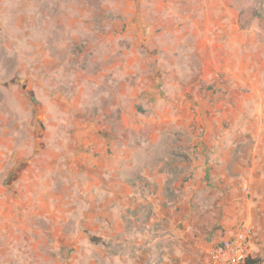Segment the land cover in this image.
I'll return each mask as SVG.
<instances>
[{"label": "crops", "instance_id": "crops-1", "mask_svg": "<svg viewBox=\"0 0 264 264\" xmlns=\"http://www.w3.org/2000/svg\"><path fill=\"white\" fill-rule=\"evenodd\" d=\"M20 3L0 0L2 68ZM47 4L17 63L47 103L0 82V264H224L249 224L264 264V0Z\"/></svg>", "mask_w": 264, "mask_h": 264}, {"label": "rangeland", "instance_id": "rangeland-1", "mask_svg": "<svg viewBox=\"0 0 264 264\" xmlns=\"http://www.w3.org/2000/svg\"><path fill=\"white\" fill-rule=\"evenodd\" d=\"M20 4H15V6H10V11L11 15H9L11 23L14 24V27L19 29V34L20 36L14 37L10 36V39L14 41V54L16 57H9L4 60L3 66L4 68L1 67L0 64V82L3 83L6 80L9 81L10 83L12 81H21L20 87H17L16 85H11L14 90L11 89V93L13 95V106L16 108V110L23 112H27L28 106L31 108L33 106L34 100L32 99V96L36 98V100L39 98L41 99L42 102L47 103V101L42 97V95H35L34 90L32 89V79L26 75L25 71H23L21 68H17L18 64L23 61L24 63L26 62V55H30L33 53L36 45H34V41H39V42H45L44 36V29L47 28V30H51L53 28V21L49 19L44 11L45 9H48V0H20ZM54 10V9H53ZM52 10V11H53ZM59 21V20H58ZM57 21V22H58ZM59 23V22H58ZM16 24L19 25V27L16 26ZM60 24V23H59ZM50 25V26H49ZM48 26V27H47ZM62 28V27H61ZM66 31L68 33L72 32L70 26L65 27ZM39 31V37L37 40L35 36H33V33H36ZM65 32V31H64ZM70 34H68L69 36ZM70 37V36H69ZM63 41V40H62ZM46 46L49 45V41L46 42ZM61 45L64 43H67V41L59 42ZM35 46V47H34ZM75 48H79V50H82V48H88L87 43L79 42ZM20 51L24 52L25 55L21 56ZM62 59H65V57H62ZM27 63L31 65V61L27 59ZM43 61V60H42ZM0 62L1 57H0ZM59 64V63H58ZM45 66V65H43ZM48 67V66H47ZM62 67V64H61ZM16 69V71H15ZM15 72H14V71ZM23 75V76H22ZM222 79V78H220ZM224 81H222L223 83ZM64 89L61 90V92ZM66 92H69V90H65ZM6 94L4 93V89H1L0 87V97H5ZM11 96V94H9ZM59 96V95H55ZM16 98V99H15ZM24 99V100H23ZM51 107V106H50ZM49 107L48 112L52 115L51 118L45 119L44 122H53V121H61L64 123L63 117L66 115V111L62 110L59 105H54L52 108ZM57 107V108H56ZM31 114V113H30ZM36 111L34 112L35 117L33 116L30 118V123L34 125V128L37 126V115ZM48 125V124H47ZM44 127L42 126V129ZM47 139V137H46Z\"/></svg>", "mask_w": 264, "mask_h": 264}, {"label": "built area", "instance_id": "built-area-1", "mask_svg": "<svg viewBox=\"0 0 264 264\" xmlns=\"http://www.w3.org/2000/svg\"><path fill=\"white\" fill-rule=\"evenodd\" d=\"M254 224H249L237 237L225 238L210 250V259L213 262L224 264H242L251 257L250 238Z\"/></svg>", "mask_w": 264, "mask_h": 264}, {"label": "trees", "instance_id": "trees-1", "mask_svg": "<svg viewBox=\"0 0 264 264\" xmlns=\"http://www.w3.org/2000/svg\"><path fill=\"white\" fill-rule=\"evenodd\" d=\"M260 261L258 258H247L242 264H259Z\"/></svg>", "mask_w": 264, "mask_h": 264}, {"label": "water", "instance_id": "water-1", "mask_svg": "<svg viewBox=\"0 0 264 264\" xmlns=\"http://www.w3.org/2000/svg\"><path fill=\"white\" fill-rule=\"evenodd\" d=\"M32 99L36 102L37 100H36V98L34 97V96H32Z\"/></svg>", "mask_w": 264, "mask_h": 264}]
</instances>
